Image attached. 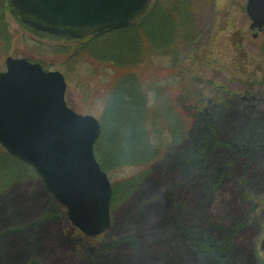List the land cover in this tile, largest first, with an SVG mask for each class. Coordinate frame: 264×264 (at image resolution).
<instances>
[{
	"label": "rangeland",
	"instance_id": "374dc122",
	"mask_svg": "<svg viewBox=\"0 0 264 264\" xmlns=\"http://www.w3.org/2000/svg\"><path fill=\"white\" fill-rule=\"evenodd\" d=\"M245 4L194 0L197 37L190 45L178 53L151 46L133 68L146 109L154 111L163 92L186 116L184 105L194 107L202 97L200 110L217 129L204 155L195 125L187 137L151 135L158 149L169 146L168 154L149 167L108 172L116 189L110 226L94 238L71 225L33 168L17 165L19 175L0 192V264H264L258 253L264 233V34L251 36ZM7 16L13 41L5 58L60 71L69 106L101 122L108 90L116 85L110 65L76 42L36 33ZM249 139L256 145L250 147ZM16 194L38 207L20 216ZM155 209L162 213L141 218ZM10 239L34 252L20 254Z\"/></svg>",
	"mask_w": 264,
	"mask_h": 264
},
{
	"label": "water",
	"instance_id": "95a60500",
	"mask_svg": "<svg viewBox=\"0 0 264 264\" xmlns=\"http://www.w3.org/2000/svg\"><path fill=\"white\" fill-rule=\"evenodd\" d=\"M24 24L61 37L84 38L141 18L151 0H6ZM250 29L264 30V0H247ZM0 72V145L31 165L72 225L94 237L110 226L112 189L94 154L98 120L70 109L59 71L7 57ZM258 250L264 258V233Z\"/></svg>",
	"mask_w": 264,
	"mask_h": 264
},
{
	"label": "trees",
	"instance_id": "16d2710c",
	"mask_svg": "<svg viewBox=\"0 0 264 264\" xmlns=\"http://www.w3.org/2000/svg\"><path fill=\"white\" fill-rule=\"evenodd\" d=\"M193 6L194 0H153L150 9L140 20L124 28L82 40L68 39L76 42L75 46H83L82 49L94 55L96 61L108 63L111 66H108L109 70L117 73L116 85L108 90L110 97L105 105L100 135L94 148L107 174L120 166L149 167L159 156H166L169 148L158 149L151 135L161 137L164 132H170L173 139L187 137L193 125L196 126L197 136L201 137L198 144L199 149H202L200 157L208 150L210 136L217 129L214 121L205 119L201 112L203 109L198 108L199 99L194 107L187 103L184 105L186 116L178 113L176 101L169 99L163 92L156 100L157 108L154 111L146 109V95L138 88L137 75L133 71L140 55L149 51L151 46L163 49L161 51L178 53L183 46L190 45L197 37ZM9 14L5 0H0V61L11 53L13 38L8 30ZM187 92L186 99L195 100L194 94ZM186 118L190 120L189 123ZM156 126L159 127L157 131L154 130ZM249 142L250 147L256 145L254 140L249 139ZM244 146L250 150L249 146ZM99 149L104 151L101 152L102 157L98 155ZM17 165L28 167L0 146V192L19 175ZM132 186V182H128L127 190ZM112 190L114 194L116 189L113 184Z\"/></svg>",
	"mask_w": 264,
	"mask_h": 264
},
{
	"label": "bare ground",
	"instance_id": "6f19581e",
	"mask_svg": "<svg viewBox=\"0 0 264 264\" xmlns=\"http://www.w3.org/2000/svg\"><path fill=\"white\" fill-rule=\"evenodd\" d=\"M14 200H15V203L18 204V206L21 207V210H20V213H19L20 216H24L27 213L30 214L31 209H34V208L38 207L37 204H34L35 203L34 201H32L29 204V201L31 199L25 197L24 195L16 194L15 197H14ZM161 209H163V208H161ZM150 213L147 214V216L142 214L141 215V218L142 219H146L148 216H152V214H160V213H162V211L160 209H155V210H152ZM165 222H166V220L163 223H165ZM7 243L10 246L19 247L18 248V251H19V253L21 252L20 254H25L26 252H29V251L30 252H34V250L31 247L28 248V246L22 244L21 242L17 241L16 239H10V240H8ZM35 248L38 251L42 252V253L47 252V250L46 249H43L42 246H39V247L38 246H35ZM159 255H162V254L160 253ZM118 264H120V263H118Z\"/></svg>",
	"mask_w": 264,
	"mask_h": 264
},
{
	"label": "flooded vegetation",
	"instance_id": "af4514ba",
	"mask_svg": "<svg viewBox=\"0 0 264 264\" xmlns=\"http://www.w3.org/2000/svg\"><path fill=\"white\" fill-rule=\"evenodd\" d=\"M245 99V98H244ZM203 102V99L201 100V103ZM200 107H203V104H200ZM203 109H204V107H203ZM246 109H248L247 107H246ZM259 253V252H258Z\"/></svg>",
	"mask_w": 264,
	"mask_h": 264
}]
</instances>
